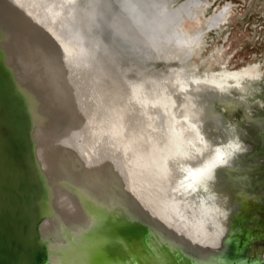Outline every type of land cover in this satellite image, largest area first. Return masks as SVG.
<instances>
[{
    "label": "bare ground",
    "instance_id": "bare-ground-1",
    "mask_svg": "<svg viewBox=\"0 0 264 264\" xmlns=\"http://www.w3.org/2000/svg\"><path fill=\"white\" fill-rule=\"evenodd\" d=\"M14 1L26 11L15 14L24 32L17 60L43 108L53 113L51 124L39 117L35 134L42 169L55 189V216L42 228L55 249L51 264H71L59 258L68 235L71 249H82L87 228L111 211L129 222L149 216L153 225L138 224L146 232L141 240L155 243V256L177 252L182 264H220L221 250L239 237L243 256L249 252L264 264L263 247L248 249L263 242L264 227L250 223L253 209L264 203V161L250 150L238 122L250 124L264 151V111L251 104L264 105V85L254 83L248 70L198 62L189 44L202 51L204 33L185 37L177 8L169 10L174 0H159L151 10V47L117 35L113 12L103 6L88 31L79 11L71 19L79 7L73 0ZM1 2L11 8L12 1ZM133 65L137 72L124 75ZM73 253L86 263L85 254Z\"/></svg>",
    "mask_w": 264,
    "mask_h": 264
},
{
    "label": "water",
    "instance_id": "water-1",
    "mask_svg": "<svg viewBox=\"0 0 264 264\" xmlns=\"http://www.w3.org/2000/svg\"><path fill=\"white\" fill-rule=\"evenodd\" d=\"M10 1V9L0 3V264H51L50 255L55 249L51 235H44L42 228L49 218L55 216L52 206L55 189L42 169L37 150L39 138L35 134L40 126L36 124L39 117L50 123L53 113L43 108L17 60L24 32L16 22L15 14L20 10L25 14L26 11L14 0ZM55 45L61 46L58 42ZM40 112H44V117ZM107 215L100 219V224H89L91 227L86 230V238L80 243L82 249L75 245L71 249V235H68L69 246H63L59 258L71 264H81L73 253L79 250L82 258L87 256L84 264H94L99 253L105 256L102 264H118L117 261L124 259L130 264L131 261L133 264H182L184 261L185 258L177 252L167 251V254L155 256V243L148 246L141 240L146 232L138 223L143 220L150 223L149 216L140 219L135 215L129 222L115 211ZM236 241L221 250L220 264H257L255 257H248L249 252L247 258L240 252L239 237ZM161 247L165 248V245ZM248 249L251 252L253 247ZM144 254L150 255L146 258L147 263H144Z\"/></svg>",
    "mask_w": 264,
    "mask_h": 264
},
{
    "label": "rangeland",
    "instance_id": "rangeland-1",
    "mask_svg": "<svg viewBox=\"0 0 264 264\" xmlns=\"http://www.w3.org/2000/svg\"><path fill=\"white\" fill-rule=\"evenodd\" d=\"M171 9H176L180 16L178 27L187 39L196 30L197 33H204L203 40L199 43L202 51L197 50L198 45L189 44L191 51L198 52V62L206 59V66L209 68L211 65L219 67L215 64L223 62L229 69L248 70L253 75L254 83L256 79V84L264 85V0H174L169 6V10ZM196 13L198 16L191 20ZM191 28L194 29L190 32ZM215 59L217 61L213 62ZM254 102L251 103L253 111H264V105H256ZM238 122L249 135L246 143L251 145L250 150L253 153L258 151L257 156L264 161L261 143L253 139L254 132L250 124H246L242 118ZM260 208H264V203L257 205L253 211ZM255 217L256 215L254 219ZM250 225L255 229L262 228L252 222ZM254 246L252 251L255 252L260 247L264 248V240ZM104 260L105 256L99 253L93 263L102 264Z\"/></svg>",
    "mask_w": 264,
    "mask_h": 264
},
{
    "label": "clouds",
    "instance_id": "clouds-1",
    "mask_svg": "<svg viewBox=\"0 0 264 264\" xmlns=\"http://www.w3.org/2000/svg\"><path fill=\"white\" fill-rule=\"evenodd\" d=\"M73 2L78 4L79 7L72 9L71 19L76 20V14L79 11V22L88 31H91L93 26L96 25L97 18L102 15L101 6H103L107 11L113 12L111 27L126 42L134 46L142 44L145 47H151L156 41L153 34L155 18L151 10L158 5L159 0H73ZM76 39L82 44L79 36ZM95 47L99 49L100 44L97 43ZM136 50L143 51L139 47ZM84 52L85 49L82 46L78 48L79 54ZM136 72L137 68L134 65L123 70L126 76H131ZM129 83L135 85L136 81L132 80Z\"/></svg>",
    "mask_w": 264,
    "mask_h": 264
},
{
    "label": "flooded vegetation",
    "instance_id": "flooded-vegetation-1",
    "mask_svg": "<svg viewBox=\"0 0 264 264\" xmlns=\"http://www.w3.org/2000/svg\"><path fill=\"white\" fill-rule=\"evenodd\" d=\"M253 213H255L256 217L251 222L258 225L259 227H264V208L256 209L255 211H253ZM261 240H264V236L261 237Z\"/></svg>",
    "mask_w": 264,
    "mask_h": 264
}]
</instances>
